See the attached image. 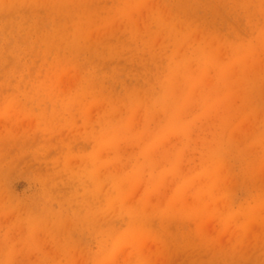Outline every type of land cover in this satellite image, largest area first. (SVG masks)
Instances as JSON below:
<instances>
[{"label": "rangeland", "instance_id": "rangeland-1", "mask_svg": "<svg viewBox=\"0 0 264 264\" xmlns=\"http://www.w3.org/2000/svg\"><path fill=\"white\" fill-rule=\"evenodd\" d=\"M0 264H264V0H0Z\"/></svg>", "mask_w": 264, "mask_h": 264}]
</instances>
